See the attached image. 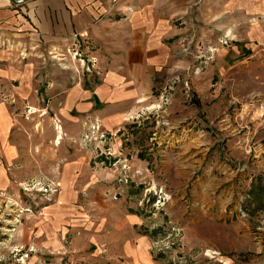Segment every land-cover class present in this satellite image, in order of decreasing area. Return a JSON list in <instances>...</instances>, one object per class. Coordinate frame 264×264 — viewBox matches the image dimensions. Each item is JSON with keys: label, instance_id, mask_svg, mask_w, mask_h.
<instances>
[{"label": "crops", "instance_id": "0c3cea01", "mask_svg": "<svg viewBox=\"0 0 264 264\" xmlns=\"http://www.w3.org/2000/svg\"><path fill=\"white\" fill-rule=\"evenodd\" d=\"M224 37L227 45L222 43ZM77 40L100 72L55 71L43 63L38 77L39 66L20 61L15 53L23 46L61 51ZM0 41L6 44L0 46V81L11 86L16 107L23 109L25 102L36 107L40 95L39 109L51 123L59 121L65 137L57 146L29 143L23 137L24 132L29 139V122L21 119L20 112L11 118V109L0 106V203L4 195L14 193L13 179L22 177L20 164L34 163L39 155L32 153V145L45 155L44 163L59 164L58 196L40 217L19 225L25 238L15 244L17 249L33 247L30 256L39 260L57 262L62 257L55 255L90 252L101 243L111 244L127 258L140 259L143 252L144 240L129 231L137 216L119 211L120 203L97 196L100 192L92 186L97 175L111 174H98L90 165L91 154L72 144L84 124L99 121L106 130L125 131L129 141L125 151L136 153L133 160L139 170L146 159L130 143V123L141 128L146 115L163 103L162 91L173 84L191 81L193 94L203 95L204 83L216 74L218 81L249 85L248 91L237 93L239 99L249 94L264 100V0H31L19 6L0 0ZM187 51L201 52V57L187 60ZM67 63L72 69V62ZM208 63L213 68L191 80L176 74L183 66ZM236 67L240 74L227 75ZM187 89H183L186 95ZM175 107L177 103L170 108ZM191 114L185 111L179 117L187 121ZM191 125L185 123V130ZM89 188H95L97 197L86 210L82 196ZM87 227L90 238L83 239L81 231Z\"/></svg>", "mask_w": 264, "mask_h": 264}, {"label": "rangeland", "instance_id": "374dc122", "mask_svg": "<svg viewBox=\"0 0 264 264\" xmlns=\"http://www.w3.org/2000/svg\"><path fill=\"white\" fill-rule=\"evenodd\" d=\"M4 44L0 41V46ZM81 49L77 40L61 51L23 46L15 53L20 61L39 66L38 77L43 63H50L55 71L100 72L89 63L95 60ZM200 55L187 51L185 59L196 60ZM67 60L72 62V69ZM203 66H183L176 74L191 80L213 68L209 63ZM240 73L236 67L227 75ZM217 79L214 74L204 83V94L198 96L190 88L195 87L191 81L170 84L173 90L162 91L163 103L146 115L148 119L141 128L130 123V143L139 157L146 159L140 171L133 160L136 153L125 151L129 141H125L127 133L122 134L123 130H106L99 121L95 130L89 127L92 122H87L72 142L91 154L90 165L98 174H111L97 175L93 180L92 186L100 192L97 196L120 203L119 211L137 216L129 231L144 240L140 259L127 258L108 243L94 245L90 252L55 255L62 257L57 262L31 257L35 252L31 246L15 247L25 238L26 231L19 225L26 226L40 217L61 187L57 179L59 164L44 163L45 155L32 145V153L39 155L34 163L20 164L22 177L13 179L14 193L4 195L0 203V264H264V100L249 94L239 99L237 93L248 91L249 85L225 78L221 87L211 88ZM174 103L177 107L171 109ZM36 105L25 102L23 109L17 108L11 86L0 81V106L11 109V118L20 112L21 119L29 122V139L24 132L23 137L29 143L59 145L65 138L59 121L51 123L39 109L43 107L40 95ZM185 111L192 112L187 121L179 117ZM185 123L192 124L189 131ZM48 152L51 157L52 148ZM53 188H58L54 195L50 192ZM95 188L82 196L86 210L97 197ZM110 193L113 195L108 197ZM85 229L81 237L90 238V228Z\"/></svg>", "mask_w": 264, "mask_h": 264}, {"label": "built area", "instance_id": "2783aa9c", "mask_svg": "<svg viewBox=\"0 0 264 264\" xmlns=\"http://www.w3.org/2000/svg\"><path fill=\"white\" fill-rule=\"evenodd\" d=\"M197 1H200V0H197ZM17 6V5H16ZM224 41H222V43L223 44H226L229 40L227 39V37H224V39H223ZM91 63V65H93V62H90ZM221 85H222V82L221 81H216V82H212L211 83V85H210V87L211 88H215V89H218L219 87H221ZM89 127L91 128V129H95V130H98L99 129V126H98V124H97V121H95V122H93L92 124H90L89 125ZM51 192V194H56L57 192H58V188H53V190H51L50 191ZM11 200V199H10ZM13 201V200H12ZM14 202H16V201H14ZM15 204V203H14ZM27 210V209H26ZM28 211V210H27ZM13 221H17L16 219H13ZM3 222L5 223V222H7L6 220H3Z\"/></svg>", "mask_w": 264, "mask_h": 264}, {"label": "water", "instance_id": "95a60500", "mask_svg": "<svg viewBox=\"0 0 264 264\" xmlns=\"http://www.w3.org/2000/svg\"><path fill=\"white\" fill-rule=\"evenodd\" d=\"M9 1L14 5L19 6L31 0H9Z\"/></svg>", "mask_w": 264, "mask_h": 264}]
</instances>
